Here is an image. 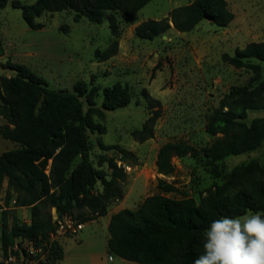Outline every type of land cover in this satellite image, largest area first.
Here are the masks:
<instances>
[{
    "label": "trees",
    "instance_id": "16d2710c",
    "mask_svg": "<svg viewBox=\"0 0 264 264\" xmlns=\"http://www.w3.org/2000/svg\"><path fill=\"white\" fill-rule=\"evenodd\" d=\"M153 0H37L33 5L13 3L20 9L27 25L41 30L44 24L36 19L43 13L73 11L75 20L83 18L100 24L109 23L111 38L106 50H97V62H106L119 52V13L133 18ZM8 0H0V9ZM107 13H111L106 17ZM234 14L226 0H194L173 9L160 20H147L135 29L137 37L153 40L174 28L191 32L201 22L209 21L219 28L228 27ZM173 23V26L171 25ZM222 60L236 69L254 73L248 84L233 87L221 100L219 110L206 125V132L214 137L210 145L198 148L187 142H168L158 151V174L172 177L176 173L175 158H204L209 162L251 153L264 143V117L246 122L249 111L264 109V41L251 42L237 49L233 56L224 54ZM258 63H256V62ZM14 76H5L0 85V117L6 121L1 136L19 147L0 155V187L7 181L8 189L17 193L16 205L31 207V225L12 228L7 233V213L3 211V242L8 247L14 238L31 240L35 245H49L47 264H57L64 258V248L58 241H49L55 226L42 208L55 209L58 217L73 216L88 223L108 215L112 202L123 198L120 181L126 179L124 167L118 162L136 159L118 145L105 146L115 150L117 157L102 158L112 171L106 175L98 171L90 160L91 144L88 131H103L85 113L82 98L95 106L93 90L87 93L84 83L75 92L56 91L46 81L23 65L9 64ZM104 110L127 107L132 94L128 85L117 83L102 91ZM150 115L142 128L132 137L144 143L154 137L157 121L162 116L160 102L142 91ZM79 160V163L77 161ZM100 184L101 190L95 191ZM161 192L172 194L178 189L160 180ZM10 197H7V203ZM0 209L2 207L0 206ZM260 212L264 214V157L235 167L223 184L206 189L197 202L193 198L172 199L161 194L147 197L136 209H123L111 216L108 225V251L135 264H193L203 253L205 231L212 221L222 217H237Z\"/></svg>",
    "mask_w": 264,
    "mask_h": 264
},
{
    "label": "rangeland",
    "instance_id": "374dc122",
    "mask_svg": "<svg viewBox=\"0 0 264 264\" xmlns=\"http://www.w3.org/2000/svg\"><path fill=\"white\" fill-rule=\"evenodd\" d=\"M36 1L8 0L6 7L0 9V85L3 77L15 75L9 64L25 66L56 91L74 93L75 86L84 83L87 93L93 90L95 102L91 107L83 97L84 111L103 130L88 131L94 167L110 179L112 171L102 158L117 157L118 152L104 151L101 144L118 145L136 158L117 164L130 168L126 169V179L120 181L123 198L110 204L107 216L86 223L77 236L60 239L68 257L57 264H135L109 254L108 225L113 214L123 209L136 210L147 197L156 194L199 202L206 189L223 184L235 167L254 159L263 161L264 143L256 151L218 162L202 157L175 158L176 173L172 177L158 174L156 167L158 151L168 142H187L201 148L215 139L206 132V125L219 110L221 100L233 87L246 85L254 77L249 70L223 62L222 56H233L251 42L264 41V0H226L234 14L226 28L203 21L191 32L172 28L153 40L137 37L136 27L147 20L164 19L173 9L194 0H153L133 18L114 13L120 30L119 52L102 63L97 62L95 52L106 50L112 41L106 19L97 24L86 18L76 21V14L69 10L46 12L36 19L45 27L34 30L25 22L22 11L12 4L33 5ZM260 65L264 71V63ZM117 83L129 86L132 100L125 108L104 110L102 91ZM144 89L160 102L162 116L156 123L154 137L140 143L132 133L141 129L150 115L142 95ZM261 117L264 109L251 110L246 122L250 124ZM6 124L0 117V130ZM18 147L0 134V155ZM160 180L174 185L178 192H161ZM101 189L98 184L95 191ZM17 196L4 181L0 187V258L9 253L12 245H24L23 238L17 237L8 247L4 246L3 211L7 213V233L15 226L31 225L32 209L17 206ZM42 214L53 221L57 213L45 206Z\"/></svg>",
    "mask_w": 264,
    "mask_h": 264
},
{
    "label": "clouds",
    "instance_id": "9594fccd",
    "mask_svg": "<svg viewBox=\"0 0 264 264\" xmlns=\"http://www.w3.org/2000/svg\"><path fill=\"white\" fill-rule=\"evenodd\" d=\"M203 253L193 264H264V214L222 217L204 233Z\"/></svg>",
    "mask_w": 264,
    "mask_h": 264
},
{
    "label": "built area",
    "instance_id": "2783aa9c",
    "mask_svg": "<svg viewBox=\"0 0 264 264\" xmlns=\"http://www.w3.org/2000/svg\"><path fill=\"white\" fill-rule=\"evenodd\" d=\"M121 167V166H120ZM126 172L128 167L123 166ZM55 226L54 231L50 234V243L59 241L67 237L77 236L85 228V224L79 222L73 216L58 217L56 214L53 218ZM49 245L46 242L35 245L31 240H24V245L14 244L11 246L9 253L0 258V264H47L49 254Z\"/></svg>",
    "mask_w": 264,
    "mask_h": 264
},
{
    "label": "crops",
    "instance_id": "0c3cea01",
    "mask_svg": "<svg viewBox=\"0 0 264 264\" xmlns=\"http://www.w3.org/2000/svg\"><path fill=\"white\" fill-rule=\"evenodd\" d=\"M67 257H68V251L66 249H64V258L61 261H65L67 259Z\"/></svg>",
    "mask_w": 264,
    "mask_h": 264
},
{
    "label": "water",
    "instance_id": "95a60500",
    "mask_svg": "<svg viewBox=\"0 0 264 264\" xmlns=\"http://www.w3.org/2000/svg\"><path fill=\"white\" fill-rule=\"evenodd\" d=\"M171 24H173V23H171Z\"/></svg>",
    "mask_w": 264,
    "mask_h": 264
}]
</instances>
